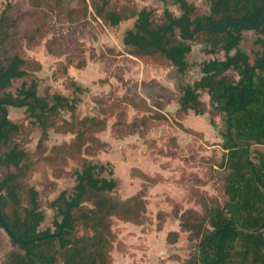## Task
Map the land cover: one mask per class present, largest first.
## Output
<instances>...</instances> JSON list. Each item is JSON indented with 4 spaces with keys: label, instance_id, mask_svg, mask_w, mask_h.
<instances>
[{
    "label": "trees",
    "instance_id": "16d2710c",
    "mask_svg": "<svg viewBox=\"0 0 264 264\" xmlns=\"http://www.w3.org/2000/svg\"><path fill=\"white\" fill-rule=\"evenodd\" d=\"M177 1L183 11L180 16L168 9L142 8L135 0H8L4 4L0 88H7L14 79L21 80V85L16 93L0 95V209L14 234L28 242L11 239L20 250L10 253L1 264H113L112 250L119 238L113 228L115 221L137 225L146 221L147 186L160 179L133 166L131 175L145 183L136 193L122 197L113 171H108L111 177L104 176L108 165L95 163L93 158L109 146L100 136L107 129L119 138L138 134L146 143H155L156 139L149 137L151 128L169 119L164 100L135 90L109 98L94 95L95 111L81 113L76 98L39 93L37 72L42 63L27 50L43 43L48 53L58 57L53 79L63 78L66 88L74 86L76 92H83L87 89L68 71L70 66L83 68L88 62L85 38L89 26L96 21L100 27H117L130 18H135L134 27L124 35L123 50L144 64L174 67L185 73L190 66L187 56L195 44H211L209 52L214 54L225 52V58L204 61L202 76L178 93L174 117L177 126L194 134L203 132L183 121L191 110L208 114L214 125L219 120L216 145L222 155L213 166L223 170L226 197L221 201L200 185L188 184L187 198L201 205V210L177 208L182 203L168 197L172 209L157 211L158 230L164 228L169 214L178 217L180 229L170 231L167 240L175 242L181 231L188 233V239L195 242L189 264H264V229L256 230L264 222V60L260 62L264 58V21L254 30V43L260 47L254 60L240 47L244 31L251 29L242 23L233 22L225 30L202 27L192 33L199 25L222 27L240 19L256 24L264 0H212L209 12L196 16L194 4ZM56 25L64 27L65 33L53 35ZM140 84L162 92L170 90L157 79H144ZM205 90L207 100L201 98ZM7 105L26 107L25 116L19 121L9 119ZM35 124L42 134L33 148L29 142ZM51 130L72 137L50 145ZM172 145L174 149L167 155L177 157V138ZM71 161L79 165L74 192L68 195L63 190L56 199H49L62 219L56 215V231L41 229L43 198L56 189L53 178L63 177ZM36 172L43 174L45 193L30 183ZM7 198L14 204L10 214L4 211Z\"/></svg>",
    "mask_w": 264,
    "mask_h": 264
},
{
    "label": "rangeland",
    "instance_id": "374dc122",
    "mask_svg": "<svg viewBox=\"0 0 264 264\" xmlns=\"http://www.w3.org/2000/svg\"><path fill=\"white\" fill-rule=\"evenodd\" d=\"M7 1L8 0H0V16L4 4ZM135 1L141 7V1ZM174 1L175 0H170L167 4H169V2L175 4ZM205 1L209 2V0ZM54 30L58 35L65 33L64 27L59 25H56ZM104 30H106L105 27H100L95 21L89 26L86 32L88 35L85 34L87 36L85 42L88 50V59L92 62L93 67H89L86 70L92 71L91 75H86V78H84L87 79V82H80L81 84H79L83 85L87 90L78 95L75 94L78 101L79 112L93 113L95 111L96 101L94 95H103L109 98L115 94L121 95L130 90H135L148 95L149 98L163 99L165 102L164 111L169 115L168 120L160 122L151 128L149 132L151 135L149 137H154L156 139V142L153 144L146 143L142 138L137 136L129 137L128 140H119V137L113 135L110 129H107L106 132L103 131L101 134L104 139L110 141L109 146L97 154L93 159L95 163L108 165V169L103 173L104 176L111 177L108 171H113L112 176L117 180V192L120 196L127 197L136 193L141 189L143 183H145L143 178L131 175L133 166H138L150 175L160 179L154 186L150 188L147 186L149 210L148 217L142 225H132L121 220L115 221L113 228L119 233V238L118 240L116 239L115 247L112 250L113 264H189L188 259L193 255L195 242L188 239V233L186 231H181L178 240L175 242H169L167 240V235L170 231L180 229V220L177 216L169 214L166 219H164V228L158 230L157 227L160 218L157 219L156 215L159 209H172L170 201L167 200L168 197H172L182 203L181 206H176L177 208L183 206L184 208L193 207L201 210V205L187 198L188 184L196 183L200 185V189H204L208 193L216 195L221 201L226 197L222 190L223 170L213 166L222 155V150L216 145L220 140L219 120L216 125H214L211 123L208 114H195L194 111L191 110L188 112L187 116L183 118V121L186 125L203 132V134H194L188 133L177 126L174 117L179 107L178 93H182L183 88L187 84L192 83L202 75L201 63L204 60L202 62H198L197 60L215 55L195 48L189 55L191 65L187 72L184 74L173 72L171 74L172 79L169 78L170 80L168 81L171 84L173 83L174 86H169V91L162 92L155 86L150 87L147 85L142 87L140 81L144 79H157L153 77V71L155 73L162 69L169 71L174 67H159L153 63L144 64L139 58H130L127 61H137L140 65L144 64L145 69L150 72L152 71V73H149L147 76H141L135 71H141L142 69L137 70V68H134V70H132L133 67L131 65L129 66H131L132 69L128 66L124 67L123 65L112 68L114 64L123 62L127 57L117 56L119 51H121L115 49V46L118 47L117 42H120L119 39H116L117 41L115 40V46L103 44V41L100 40L98 36L99 32ZM244 35L245 38L242 40L240 47L246 50L250 58L254 60L256 51L260 49L259 45L254 43L256 34L254 30L250 29L245 30ZM102 44L104 46H102ZM108 47H111L113 51H110ZM101 51H103V55ZM216 56L222 57V51L216 54ZM48 57L51 59L54 58L52 55ZM46 62L48 64V61ZM112 69H114L113 74L115 71H117V73L121 71L122 76L120 78L116 76L113 80L114 82L111 83L112 86L109 87L106 83H108L112 76H109ZM124 73L130 77L125 76ZM137 76L144 78H137ZM159 81L164 85H168L165 79ZM17 85L18 82L5 90L0 89V95H3L6 91H14ZM64 91L72 98L73 93L71 89ZM201 98L204 100L208 99L206 90L202 92ZM9 109V118L14 121L20 120L25 116V107ZM132 110L133 109H131V111ZM63 114L68 116L69 112ZM177 115L180 116L178 113ZM52 133L53 132H50V145L61 143L64 140H70L72 137L70 133H64V138ZM41 134L42 129L39 125L32 127L31 135H33L35 139L31 142L33 148ZM175 138H177L178 142L176 148L178 151L177 157L167 155V151L174 149L172 140ZM2 147L4 151L7 150L6 146ZM67 165L68 171L63 177L53 178L51 176V178L56 181L57 185L54 191L46 193V196L43 198L42 209L44 210L45 218L40 226L41 229L56 231L55 225L53 224L56 215L59 221L62 219V215H58L57 210L50 205L49 199H56L63 190H67L68 195L74 192L76 185L74 174L79 165L73 161L69 162ZM2 170L3 167L0 165V178ZM42 175L41 172H36L31 177L30 183L45 193V189L41 186V182L44 180ZM7 199L8 202L5 205L4 211L10 214L14 204L12 200L9 198ZM175 214L177 213L175 212ZM0 232L3 235V239L0 241V260H2L5 258L4 253L17 252L20 249L18 245L13 244L10 236L3 228ZM170 237L172 239L173 235Z\"/></svg>",
    "mask_w": 264,
    "mask_h": 264
},
{
    "label": "crops",
    "instance_id": "0c3cea01",
    "mask_svg": "<svg viewBox=\"0 0 264 264\" xmlns=\"http://www.w3.org/2000/svg\"><path fill=\"white\" fill-rule=\"evenodd\" d=\"M141 1L142 5L141 7H146L147 9H156L160 12L164 11L165 9H168L170 10L171 12L175 13L177 16H180L182 14V10L180 8V5L178 3L177 0L174 1L175 4H172V2H169L170 0H139ZM173 1V0H171ZM191 4H194L197 8L195 10V12L193 13V16H196V15H203L204 13L206 12H209L210 8H211V5H212V0H209V2L205 1V0H188ZM134 22H135V18H130L128 20H125L123 21L119 26L117 27H105L106 30L104 31H100L99 32V38L100 40L103 41V44H108L109 46H115V40L119 39L120 42H117V46H115L117 50H122L124 53L122 54H118L117 56L118 57H127L126 60L124 59L123 62H119L118 64H114V66L112 68H117L119 67L120 65H123L124 67L125 66H128L134 70V68H137L138 69H142L141 71H135L137 74L139 73V75H148L149 73L151 74L152 71H148L145 69V66L144 64H139L137 61H127L128 59H132V58H136L130 54H128L127 52H125L123 50V47H124V44H123V38H124V35L125 33L132 29L134 27ZM252 29V28H251ZM250 30V29H249ZM252 30H255V29H252ZM255 33V31H254ZM53 35H58L56 34V32H54ZM116 40V41H117ZM102 44V46H104ZM195 48H198L199 50H202L203 52H206V53H209V54H212V55H215V56H211L209 58H202L200 60H197L198 62H202L203 60L206 61V60H210V59H214V58H225V52L222 50V54L223 56L222 57H218L216 56V54L214 53H211L209 52V50L212 48V45L211 44H207V43H199V44H195L191 50V52L188 54L187 56V59L189 61V55L195 50ZM28 52L34 56L35 58H37L38 60H40V62L42 63V69L40 71L37 72V83H38V91L40 94H43V95H49V96H53V94L55 93H62L63 95H66L69 97V94H66L64 90H67V89H71L72 90V93H73V96L72 98H76V101H77V97H75V94L78 95L80 93H83L85 92L86 90H84L83 92H76L75 91V87L74 86H70L69 88H66L65 85L63 84V78H61L60 80H54L53 77H52V73H53V70L55 68V63L56 61L58 60V57L53 55V54H50L47 52L44 44H40L36 47H33V48H27ZM88 52V50H87ZM235 52V50L232 52L231 51V54H233ZM52 55L54 56L53 59H51L50 57H48L49 55ZM89 57V56H88ZM48 59V60H47ZM116 60V59H115ZM114 60V62H115ZM48 61V64L47 62ZM203 61V62H204ZM203 62L201 63V67L203 65ZM101 64V62H100ZM111 64V63H109ZM189 64L191 65V62L189 61ZM131 65V66H129ZM110 66V65H109ZM89 67H93L92 65V62L90 61V59H88V62L86 64V66H84L83 68H77V67H74V66H70L69 68V75L71 77H74V79L76 80L77 84H81L80 82H87V79H84L86 78L85 76L86 75H91L92 71H86ZM190 67V66H189ZM127 69V68H126ZM189 69V68H188ZM175 70V71H174ZM113 71L114 69H112V71L110 72V75L111 78L110 80L108 81V83H106V85H108L109 87L112 86V82H114L113 80L115 79L116 76H119V78L122 76L121 74V71L119 73H117V71H115V73L113 74ZM173 72H179L178 70L176 69H170L169 71H165V70H158L156 71V73L153 71V77H156L158 80H162V79H165L167 81V86H174V84L170 83L168 80L172 79L171 78V74ZM181 73V72H179ZM181 74H184V73H181ZM203 74V73H202ZM125 76L127 77H130L128 76L127 74L124 73ZM202 76V75H201ZM164 77V78H163ZM88 78V77H87ZM137 78H144V77H139L137 76ZM162 78V79H161ZM170 78V79H169ZM200 78V77H199ZM197 78V79H199ZM195 79V80H197ZM194 80V81H195ZM193 81V82H194ZM18 82V85L16 86V88L14 89V91H11L12 93H16L17 91V88L20 87L21 85V80L19 79H14L12 84L10 86H8L7 88H10L11 86L14 85V83ZM107 82V81H106ZM165 82V81H164ZM192 82V83H193ZM166 84V83H165ZM83 87V85H80ZM5 88V89H7ZM85 88V87H84ZM1 89V88H0ZM3 89V90H5ZM87 89V88H86ZM77 104H78V101H77ZM7 109H8V113H7V117L9 118V112H10V109L9 108H17V107H21V106H15V105H7L6 106ZM25 114H26V107H25ZM23 118V117H22ZM11 119V118H9ZM12 120V119H11ZM14 121V120H13ZM19 121V120H17ZM35 125H39V124H35ZM34 125V126H35ZM40 127V126H39ZM41 128V127H40ZM42 129V128H41ZM107 130H105L104 132H106ZM50 132H53L52 134H55V135H60V137H63L64 138V133H61V132H56L54 130H51ZM102 132L100 133V136L102 137ZM62 135V136H61ZM151 135V133H150ZM32 136V139L31 141L29 142V145L31 146V142H33L35 139L33 138V135ZM132 136H137L139 138H142L140 137L138 134H134V135H130V136H127L125 138H119V140H128L129 137H132ZM40 137V136H39ZM38 137V139H39ZM52 137V135H51ZM103 138V137H102ZM116 138V137H115ZM37 139V141H38ZM104 139V138H103ZM144 140V138H142ZM106 140V139H104ZM108 142H110L109 140H106ZM145 142V141H144ZM48 143H50V138L48 140ZM37 144V142H36ZM36 146V145H35ZM32 147V146H31ZM149 198V197H148ZM125 222V221H124ZM126 223H130L132 225H137V224H133L131 222H126ZM142 225V224H141ZM140 226V225H138ZM1 231V230H0ZM119 234V233H118ZM3 239V235L1 234L0 232V241ZM4 252H5V249H4ZM3 252V253H4ZM1 255V253H0ZM5 255V258H7L9 256V253H4ZM7 255V256H6ZM3 258L2 260H0V264L2 263V261L5 259Z\"/></svg>",
    "mask_w": 264,
    "mask_h": 264
},
{
    "label": "water",
    "instance_id": "95a60500",
    "mask_svg": "<svg viewBox=\"0 0 264 264\" xmlns=\"http://www.w3.org/2000/svg\"><path fill=\"white\" fill-rule=\"evenodd\" d=\"M263 21H264V9L262 11V14L260 16L259 21L256 24H253L250 20L240 19V20H236V21L229 22V23H227L226 25H224L222 27L212 26V25H208V24L207 25H199L192 33H195L198 29H200L202 27H208V28H211V29H214V30H225L233 22L242 23V24H244V25H246V26H248V27H250L252 29H257V28H259L262 25ZM186 26H187L188 30H190V28H191L190 25L187 24ZM263 60H264V58H262L260 60V62H262ZM0 223L2 224L4 230L9 234V236L14 241H16L18 243H23V244H26L28 242V241L21 240L19 237H17L14 234V232L12 231V229L10 228V226L8 225V223L6 222V220H5L4 216H3V213L1 211V209H0ZM263 229H264V222L258 228H256L257 231L258 230H263Z\"/></svg>",
    "mask_w": 264,
    "mask_h": 264
},
{
    "label": "flooded vegetation",
    "instance_id": "af4514ba",
    "mask_svg": "<svg viewBox=\"0 0 264 264\" xmlns=\"http://www.w3.org/2000/svg\"><path fill=\"white\" fill-rule=\"evenodd\" d=\"M3 229H4V228H3ZM8 235H9V234H8ZM10 238H11V237H10ZM11 239H12V238H11ZM12 240H13V239H12ZM13 244H14V243H13ZM14 245H15V244H14ZM10 253H12V252H10ZM10 253H9V254H10Z\"/></svg>",
    "mask_w": 264,
    "mask_h": 264
}]
</instances>
